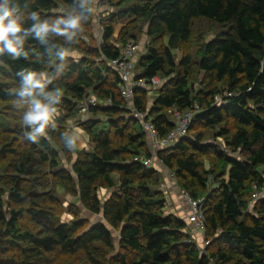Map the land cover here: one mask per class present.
<instances>
[{
    "label": "trees",
    "instance_id": "16d2710c",
    "mask_svg": "<svg viewBox=\"0 0 264 264\" xmlns=\"http://www.w3.org/2000/svg\"><path fill=\"white\" fill-rule=\"evenodd\" d=\"M131 1L118 15L102 21L100 46L84 48L77 37L75 50L93 59L66 60L59 77L54 66L44 63L50 59L49 45L33 38L26 42L27 59L0 56L2 100H16L18 74L25 70L50 71L54 79L49 87L62 89L58 108L69 116L84 103L88 91L99 101L112 100L89 106L92 116L81 125L94 148L77 152L73 173L61 167L58 151L47 137L32 143L19 130L22 149L8 143L0 146V161L10 160L6 168L14 173L2 179L8 189L0 186V264H50L47 255L56 250L81 252L89 264H264V198L253 212L249 210L253 187L260 189L264 183V0ZM25 2L30 11L49 19L65 14L60 5L69 10L74 5V0H21L22 5ZM118 16L147 24L149 43L137 64V76L159 75L166 82L151 104L148 89H139L135 104L149 111L159 132L166 135L173 128L169 111L183 113L197 105L188 135L158 154L174 171L180 189L204 203L205 240L210 242L205 254L192 241L185 218L164 214L165 202L152 193L154 170L141 161L151 156L149 139L125 108L119 74L109 63L120 55L113 42ZM204 18L217 24L219 32L199 47L195 61L184 46L196 20ZM131 33L125 29L119 41L135 39ZM56 42L63 39L51 41ZM196 71L199 88L192 81ZM216 96L222 97L220 104ZM104 117L109 129L100 126ZM205 129L225 137L231 152L205 141ZM112 134L128 141L115 145ZM207 156L215 159L210 168L203 159ZM46 178L102 219L88 227L82 219L61 221L56 193L37 190L47 185ZM216 180L219 186L211 190ZM100 186L115 190L101 200Z\"/></svg>",
    "mask_w": 264,
    "mask_h": 264
},
{
    "label": "rangeland",
    "instance_id": "374dc122",
    "mask_svg": "<svg viewBox=\"0 0 264 264\" xmlns=\"http://www.w3.org/2000/svg\"><path fill=\"white\" fill-rule=\"evenodd\" d=\"M88 0L90 7H92L94 12V18L92 24H86L84 27V31L79 35L80 42L84 48H95L100 46L101 37H102V21L107 22L111 15H118L119 10L123 7H127L130 4H133L131 0ZM122 3H124L123 6ZM59 11L66 13L71 11L62 5L59 6ZM129 28L134 36L136 41H141L145 47L144 52L146 51L147 44L149 43L147 37V24L140 21L134 20L132 17H123L119 18L115 21V34L113 42L116 45H120L119 37L122 35L125 29ZM88 30L92 32V38L87 36ZM219 32V27L214 22L208 19H199L195 22L194 33L192 38L188 41L184 46V50L190 51L194 60L198 61L199 56L197 55V51L199 47L206 41H209L212 37H214ZM197 44V45H196ZM77 51V50H76ZM182 55V51H178L176 53L177 59H180ZM84 56L92 60L91 55H85V53L77 51V58L73 60L71 57L68 58L67 61H80ZM50 70V68H49ZM50 73V71H48ZM196 71L194 74V78L192 81L197 80ZM158 77L162 79L163 83L166 82L162 76ZM201 77V75L199 76ZM196 81V88H199V84ZM89 95L84 103L77 106L76 112L73 116L67 115L68 113L65 110L59 109L60 116L57 120V128L55 130H50L47 138L51 141L53 147L58 151V160L61 167L68 169L71 173L72 164L77 158V152L79 151H92L94 148V144L90 141V136L86 133V131L82 127V122L87 120L88 117H91L90 107L88 108V104L90 106V100L95 98V95L88 91ZM156 96L155 92H151L148 94L149 103H153L154 97ZM22 107L17 105L16 100L6 101L0 99V146L8 143L10 147H17L22 149L23 146H20V142L22 139V134L19 133L23 131L22 127ZM177 110H171L168 112L169 117L173 118L176 114ZM128 116H126L127 118ZM103 120L105 128H110L107 125V119L104 117ZM109 124V123H108ZM73 129L77 130L80 134V139L82 142V146L78 147L76 150H68L62 140L60 139V135L62 132H72ZM220 129V128H219ZM30 130V129H28ZM206 137L205 141L215 142L219 144V146L227 153H230L229 147L225 144V137H217L216 134L218 131H211L209 129H205ZM114 144L118 145L120 143L124 144L128 141V137L125 139L117 138L112 134ZM148 145L146 147L150 152L151 156L154 158V164L149 167L154 170V178L155 183L151 185V190L155 198H160L165 202V206L163 208L164 214H174L177 217L185 218L187 211L182 207V199L180 196V187L177 183L176 175L174 171H171L159 158V154L152 152L151 146L147 141ZM1 148V147H0ZM205 160L206 168H210L214 162V157L207 156L203 158ZM10 160L2 159L0 161V186L5 187L6 189L9 186L3 184L2 179H10L12 176V171L6 168L9 165ZM46 167L45 170H47ZM113 177L118 185V174H113ZM47 185L43 187H39L37 190L39 192H43L46 190L47 192L54 191L56 193L57 198L59 199V203L56 204V208L58 209V216L61 221L70 223L75 218L82 219L86 224L85 227H88L90 223L99 221L102 217L92 214L87 211L85 207L82 206L80 201L72 196L70 193H67L65 188L57 187L56 183L52 180L46 178ZM32 183V182H31ZM215 186V187H214ZM218 180L212 186L211 190L216 189L218 187ZM115 189H109L106 187L100 186L97 189V194L101 200H104L106 197L110 196L112 191ZM117 191V190H116ZM264 198V196H263ZM257 204H253L251 207V212H253L254 206ZM115 240L118 237V231H114ZM202 238V237H201ZM47 260L50 264H89L83 254L78 252L76 254H67L60 253V251L56 250L51 254L47 255Z\"/></svg>",
    "mask_w": 264,
    "mask_h": 264
},
{
    "label": "clouds",
    "instance_id": "9594fccd",
    "mask_svg": "<svg viewBox=\"0 0 264 264\" xmlns=\"http://www.w3.org/2000/svg\"><path fill=\"white\" fill-rule=\"evenodd\" d=\"M93 15L88 0H74L71 11L54 19L42 18L38 11H30L26 2L22 5L21 0H0V56L7 54L13 59H27L26 42L33 38L41 45H49L46 51L50 59L44 62L43 54L42 62L54 66L55 76L59 77L66 60L77 58L73 45ZM57 38H62L63 43H51ZM18 75L20 82L14 94L17 105L23 109V135L27 141L36 143L57 128L58 106L64 93L59 87H49L54 77L48 71L25 70ZM60 139L70 151L82 146L80 134L75 129L62 132Z\"/></svg>",
    "mask_w": 264,
    "mask_h": 264
},
{
    "label": "built area",
    "instance_id": "2783aa9c",
    "mask_svg": "<svg viewBox=\"0 0 264 264\" xmlns=\"http://www.w3.org/2000/svg\"><path fill=\"white\" fill-rule=\"evenodd\" d=\"M116 47L119 48L120 55L117 58L110 60L109 63L119 74V91L124 101L125 108L128 109L131 115L140 122L143 130L148 136L152 152L158 154L161 150L174 146L180 139L185 138L188 135L189 125L194 116V111L197 110V105L194 110L191 108L183 113L177 111L172 118L173 128L166 135H162L153 123L152 118L149 116V111H142L138 108L137 104H135V95L139 89L146 88L148 89V94L151 92L153 93L163 85L162 79L158 76L149 79L137 76V64L141 56L144 54L145 49L141 41L129 38L126 43H121L120 45H116ZM111 102V99L103 102L99 101L97 98H92L90 100V105H95L97 103L111 104ZM216 102L220 104L222 102V97L216 96ZM141 161L144 167L147 168L154 164L153 156L143 158ZM180 195L183 202L187 205L188 211L185 220L187 222V228L192 234V241L195 243L199 252L205 254L206 246L209 245L210 242L205 240L206 219L203 212L204 203L202 200L193 198L183 189H180ZM263 196L264 183L260 189L254 186L249 201V209H251L253 204L259 199L263 198ZM196 234H199V236L201 235L202 237H200L201 239L198 241L195 240Z\"/></svg>",
    "mask_w": 264,
    "mask_h": 264
},
{
    "label": "crops",
    "instance_id": "0c3cea01",
    "mask_svg": "<svg viewBox=\"0 0 264 264\" xmlns=\"http://www.w3.org/2000/svg\"><path fill=\"white\" fill-rule=\"evenodd\" d=\"M154 92H155V91H154ZM156 94H157V90H156ZM179 192H180V190H179ZM180 196H181V195H180ZM181 199H182V198H181ZM182 201H183V199H182ZM181 205H182V207L185 209V211H188V210H187V205H186V203L182 202ZM249 210H251V209H249ZM186 215H187V213H186ZM185 218H186V216H185ZM193 235H194V234H193ZM196 236H197V237H196ZM200 237H201V235L199 236V234H196V235H195V240H197V241L200 240V239H201Z\"/></svg>",
    "mask_w": 264,
    "mask_h": 264
},
{
    "label": "bare ground",
    "instance_id": "6f19581e",
    "mask_svg": "<svg viewBox=\"0 0 264 264\" xmlns=\"http://www.w3.org/2000/svg\"><path fill=\"white\" fill-rule=\"evenodd\" d=\"M197 45V44H196ZM200 106V105H199Z\"/></svg>",
    "mask_w": 264,
    "mask_h": 264
}]
</instances>
